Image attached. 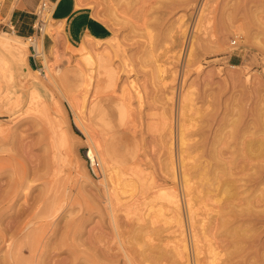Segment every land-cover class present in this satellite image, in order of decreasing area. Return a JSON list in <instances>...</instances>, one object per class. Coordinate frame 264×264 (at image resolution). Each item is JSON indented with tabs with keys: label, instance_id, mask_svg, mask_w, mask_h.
<instances>
[{
	"label": "rangeland",
	"instance_id": "obj_1",
	"mask_svg": "<svg viewBox=\"0 0 264 264\" xmlns=\"http://www.w3.org/2000/svg\"><path fill=\"white\" fill-rule=\"evenodd\" d=\"M78 2L110 38L87 89L81 41L47 51L46 117L0 77V264H264V0Z\"/></svg>",
	"mask_w": 264,
	"mask_h": 264
},
{
	"label": "bare ground",
	"instance_id": "obj_2",
	"mask_svg": "<svg viewBox=\"0 0 264 264\" xmlns=\"http://www.w3.org/2000/svg\"><path fill=\"white\" fill-rule=\"evenodd\" d=\"M48 13V14H47ZM47 14V15H46ZM50 12H49V9L46 8V9H40L39 10V19H49L51 18L50 17ZM205 19V18H204ZM201 20V19H200ZM45 21V20H43ZM45 28H46V25L44 24L43 26V30H42V35H40L41 37H39L38 39V36H33V37H26V38H23V37H20L16 34H13V33H9V32H6V31H3V30H0V77H3V79L5 78V80L10 84L11 81H13L14 79V86H16V82L18 81V78L19 77H23L20 79V82L21 84H25V85H28L29 83H31V80L32 79H36L39 75L43 76V77H46L47 75L51 74L50 73V67L48 66V55L51 54V50L55 48V43L54 45L52 44L51 47H50V54H47L44 50V46H43V32H45ZM46 33V32H45ZM87 37L93 39L92 37H90L89 35H86ZM98 41H104V40H98ZM29 45H33V48L35 49V52H36V55L37 56H41L42 57V61H43V66L42 68H39L37 70H35L34 74L33 75H30L26 72H24V70L22 69H26V65L24 64V62H18L16 61L17 59L21 58L22 56L26 55L27 51H28V47ZM80 50H83L85 51L84 52V59L87 63V66L90 65V67H86V70H85V73H84V80L82 82V84L85 82L84 86L86 87V89L90 86L91 82L93 81V73H95V71H99V69L101 68L102 66V61H103V58H104V54L106 51H101V52H97L93 49H91V47L87 44V43H84L82 42L81 44V48ZM106 50V49H104ZM109 50V49H107ZM108 53V51H107ZM110 54V53H109ZM107 56V55H106ZM109 58H112V57H109ZM109 64V63H108ZM94 65V66H93ZM104 65V64H103ZM106 65V64H105ZM234 67H238V65H233ZM105 67V66H104ZM109 67V66H108ZM103 68V67H102ZM29 70V69H27ZM90 71V72H89ZM102 71V70H101ZM33 72V71H32ZM110 74V73H109ZM114 75V74H113ZM104 76V75H102ZM108 76V75H107ZM110 77V76H109ZM97 78V77H96ZM30 79V82H28V80ZM99 79V78H97ZM96 84V83H95ZM102 84V83H101ZM108 85V84H107ZM12 86V85H11ZM32 88L27 89V95L29 96V103L32 104V106L37 109V108H42L44 110L43 112V116L46 117L47 116V112H46V102L44 100V97L46 95V90L44 89L45 88V85L43 83H39L37 82L36 80L34 82H32ZM96 86V85H95ZM99 87V86H97ZM8 90L7 91V94L6 95H9L10 93H13V87H7ZM23 88L24 90H26V88L24 87H21ZM97 89V88H96ZM95 92V91H94ZM100 92V91H99ZM27 96V97H28ZM18 97V96H17ZM10 98V97H9ZM66 98V97H65ZM69 99V98H67ZM49 118V117H48ZM46 118L47 121H49L51 118ZM51 122V121H49ZM58 128V127H57ZM183 130V129H182ZM181 133V132H180ZM90 139V138H89ZM62 140V143L65 142V138H64V134L61 133V139ZM183 143V142H182ZM87 156L92 160V161H97L96 160V156L97 154L94 153V150L92 149V147L89 146V149L87 150ZM55 156V155H54ZM99 158V156L97 157ZM102 159V170L104 171V173H107L106 170V165H108V160L106 159V157H103L101 158ZM182 162V161H181ZM99 163V162H98ZM110 170V169H109ZM113 170V169H112ZM112 172V171H111ZM107 175V174H106ZM118 179L121 178V180L125 181L127 180L126 178H122L121 175H117ZM124 177V176H123ZM183 177V176H182ZM184 178V177H183ZM129 179V178H128ZM185 179V178H184ZM183 183V182H182ZM181 183V184H182ZM185 183V182H184ZM186 184V183H185ZM184 186V184H183ZM185 189V188H184ZM186 190V189H185ZM184 192V191H183ZM187 192V191H186ZM169 193V192H168ZM172 193V192H170ZM175 195V192H173ZM177 195V194H176ZM186 195V194H185ZM178 196V195H177ZM177 196H174L173 198V202H176V204L178 203V201L180 200L179 198H177ZM168 197V196H167ZM185 197V196H184ZM171 199V198H170ZM169 199V200H170ZM179 199V200H178ZM186 199V198H185ZM184 199V200H185ZM172 201V200H170ZM187 201V200H185ZM190 201V199H189ZM175 204V203H174ZM175 204V205H176ZM184 204H187L189 205L188 203H185ZM191 204V203H190ZM180 205V204H178ZM177 207H181V206H178ZM186 206V205H185ZM152 207V206H151ZM190 209L192 207L188 206ZM187 207V208H188ZM188 208V210H189ZM150 209V208H149ZM153 209V207H152ZM150 209V210H152ZM178 210L176 211H180V215L182 214L181 210H179L180 208H176ZM182 209V208H181ZM187 210V214H190L189 211ZM149 211V210H148ZM156 211V210H155ZM152 212V211H151ZM191 212V211H190ZM148 214H150L148 212ZM179 213H177L178 215ZM147 215V214H146ZM179 215V216H180ZM188 219V218H187ZM201 221V220H200ZM181 223V222H180ZM201 223V222H199ZM201 226H203L204 224H200ZM182 226V225H180ZM242 232V231H241ZM182 233V232H181ZM183 236V235H182ZM184 237V236H183ZM183 237L181 238V240L183 239ZM151 242V241H150ZM167 242V241H166ZM184 242V243H183ZM177 245V244H176ZM162 246V245H161ZM178 246H180V248H176V246H172L173 248H171V250L168 251V249L166 248V250H162L163 252H155L152 248V253L151 254H147V255H150V257H157V253L159 252V254L161 255V257L163 258L164 255H169L170 252L172 253V256H176L177 257H181L183 258L182 256L185 254V249H186V244H185V241H182V245L178 243ZM168 247V245H167ZM171 247V246H170ZM154 248H157V246H154ZM169 248V247H168ZM165 249V248H164ZM196 251V250H195ZM169 252V254H168ZM187 252V251H186ZM127 253V252H126ZM126 256V255H125ZM186 257V256H185ZM158 258V257H157ZM175 258V259H176ZM187 258V257H186ZM149 259V258H148ZM167 259V258H165ZM171 259V257H170ZM169 259V260H170ZM155 260V259H153ZM198 260V259H197ZM158 261V260H157ZM156 261V262H157ZM168 262V260H167ZM154 263V262H153ZM165 264V263H164Z\"/></svg>",
	"mask_w": 264,
	"mask_h": 264
},
{
	"label": "crops",
	"instance_id": "obj_3",
	"mask_svg": "<svg viewBox=\"0 0 264 264\" xmlns=\"http://www.w3.org/2000/svg\"><path fill=\"white\" fill-rule=\"evenodd\" d=\"M42 1H47L50 7L51 19L56 22L54 37L46 33L42 36L46 53L47 51L50 53L49 49L54 43L58 47L67 44L74 45L79 43L86 35L95 40L110 39L107 38L108 27L92 17L87 9L79 7L80 3L77 4V0H4L0 11V16L3 19L0 25L1 30L5 29L6 32L9 31V33L23 38L32 35L41 37L42 33H38L36 28L38 22L36 12ZM29 50L28 63L26 57L23 62L27 69L32 72L35 71L33 68H38L43 63L42 57L36 55L33 45H29ZM233 60L234 63H237L238 59L234 58Z\"/></svg>",
	"mask_w": 264,
	"mask_h": 264
},
{
	"label": "built area",
	"instance_id": "obj_4",
	"mask_svg": "<svg viewBox=\"0 0 264 264\" xmlns=\"http://www.w3.org/2000/svg\"><path fill=\"white\" fill-rule=\"evenodd\" d=\"M2 7H3V3H2V1H0V11L2 10ZM46 8H48L49 9V12H50V7H49V4L47 3V1H42L40 3V6H39L38 11L36 12V19L38 20V22L36 24V28L38 30V33H40V34L42 33V30H43V26H44L43 23H44V21L42 19H39V10L40 9L43 10V9H46ZM50 15H51V13H50ZM2 20L3 19L0 16V25L2 24ZM33 36H35V35L28 36V37H33ZM233 43H235V42H233ZM87 159L89 160V165H90L91 173L93 175H96L95 168H96V166L99 165V163H97V161H92L88 156H87Z\"/></svg>",
	"mask_w": 264,
	"mask_h": 264
}]
</instances>
